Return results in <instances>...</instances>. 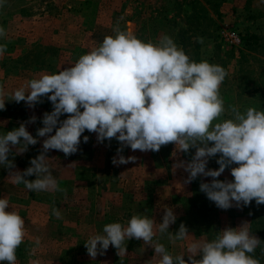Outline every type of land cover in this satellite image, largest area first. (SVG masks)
I'll return each instance as SVG.
<instances>
[{"label": "clouds", "instance_id": "obj_1", "mask_svg": "<svg viewBox=\"0 0 264 264\" xmlns=\"http://www.w3.org/2000/svg\"><path fill=\"white\" fill-rule=\"evenodd\" d=\"M5 2L0 0V7ZM113 32L114 36H106L98 47L58 73H42L11 93L0 87V110H5L6 101L35 108L46 98L52 105V111L43 114V126L37 128L35 137L27 129L36 123L35 115L0 135V166L8 170L7 179L30 192L65 191L52 175L47 153H77L87 130L96 134L99 143L119 142L112 158L116 166L136 160L122 155L126 147L158 152L171 143L181 153L195 149L190 160L174 164L188 174L184 184L211 177L210 182L201 180L199 190L222 210L249 206L253 200L264 204V110L249 107L242 113L237 106H229L231 118L219 120L226 111L220 95L227 76L222 66L192 60L168 35L153 43L122 31L118 24ZM5 36L0 26V38ZM195 39L203 43L202 37ZM6 49V44L0 45V56ZM40 138L42 149L30 166L16 169L14 157L26 153ZM88 140L83 136L84 143ZM212 158L219 165L216 169L207 167ZM226 169L233 179H218ZM32 176L34 180L27 179ZM8 209V198H0V264H16V250L26 235L24 219ZM52 214L61 218L55 207ZM176 220L171 207L165 209L158 225L147 216L133 215L127 226L104 225L102 234L90 235L84 246L92 259L104 255L110 246L120 257L127 254L125 241L136 239L154 249V257H160L157 264H260L254 253L264 241L250 232L247 221L226 227L209 241L191 238L183 222L173 234L169 228ZM157 231L167 233L173 244L187 241L185 252L173 257L164 244L154 242ZM35 244H40L39 238Z\"/></svg>", "mask_w": 264, "mask_h": 264}, {"label": "rangeland", "instance_id": "obj_2", "mask_svg": "<svg viewBox=\"0 0 264 264\" xmlns=\"http://www.w3.org/2000/svg\"><path fill=\"white\" fill-rule=\"evenodd\" d=\"M28 1L6 0L4 6L0 7V26L6 31V36L0 38V45H7L6 51L0 56V87L6 93L13 92L30 79L38 78L42 72H52L48 69L58 73L60 68L74 65L79 57L72 56V48L82 47L76 44L80 37L73 33L71 36H74L69 37V40L75 42L74 45L57 43L61 50H65L60 52L55 47L46 51L43 45L33 42L43 33V25L31 22L19 24L16 20L7 22L10 10L16 6L19 9ZM110 1L117 0H99V4L105 5ZM140 1L146 6L156 0ZM62 2L65 3V0ZM167 4L171 9L170 15L159 17L153 22L138 16L133 19L129 30L145 42L168 35L192 60L222 66L227 76L220 85V95L226 111L219 120L231 118L229 106H237L242 113L249 107L264 110V0H168ZM96 16L98 14L93 13L90 19ZM175 17L178 18L177 22ZM66 22L71 25L67 30L69 35L76 22ZM142 24L151 28L146 35L147 40L143 39V29L136 30V25ZM98 33H102L101 29ZM232 34L239 38V43L232 42ZM197 37H202L203 43L197 42ZM66 46L69 48L66 49ZM25 71H32L33 75L25 74ZM5 104V110H0V135L19 127L21 122L35 115L38 118L36 123L27 125L28 131L35 137L37 128L43 126V114L52 111V105L46 98L43 103H39L43 110L37 106L29 108L24 102L6 101ZM47 105L49 107H44ZM83 136L89 137L87 143L83 142ZM42 140L40 138L39 143L30 145L23 155L14 157L16 169L23 171L30 166V160L42 149ZM118 147L120 144L117 140L99 143L96 134L86 130L81 136L77 153L65 156L61 151H49L47 155L52 175L65 191L30 192L23 184H12L7 179L8 170L0 166V198L7 197L10 204L8 210L17 211L25 221L26 235L16 250V264H34L35 261H39V264H157L160 257H154V249L142 240H126L125 255L119 257L116 249L110 246L104 255H97L95 259L87 254L84 243L90 235L102 234L103 226L108 223L119 222L127 226L133 215L153 219L155 214L153 220L158 225L162 217H157L159 211L164 212L165 209L162 205L155 206L152 199L161 195L162 201L163 194L169 192L172 195L173 191L177 199L183 200L185 195L190 196L178 204H183L191 213L190 223L186 226L192 234L191 238L200 237L211 241L226 227L235 228L247 221L250 232L262 240L264 204L257 205L253 200L249 206L222 210L199 190L201 180L210 182L211 177H198L190 184L183 183L188 174L183 169H175L174 164L179 160H190L195 149L185 154L171 143L162 146L158 152L132 151L126 147L122 155L125 158L135 156L136 160L116 166L112 158L116 156ZM12 155L9 159H13ZM94 163L98 164L99 169L94 167ZM159 166L163 170L168 169L174 175V180L166 176L157 177V180L154 171ZM207 167L218 168L216 158L210 159ZM27 179L34 180L35 176ZM218 179L232 180L230 169H226ZM156 182L160 187L156 186ZM54 207L60 211L61 218L52 214ZM178 229L179 226L176 231ZM36 238L40 240L39 245L35 244ZM156 241L164 244L175 256L184 253L187 244V241L173 244L167 233L158 231L154 237ZM258 248L254 258L264 264V246Z\"/></svg>", "mask_w": 264, "mask_h": 264}, {"label": "crops", "instance_id": "obj_3", "mask_svg": "<svg viewBox=\"0 0 264 264\" xmlns=\"http://www.w3.org/2000/svg\"><path fill=\"white\" fill-rule=\"evenodd\" d=\"M150 3H152V5L147 4L146 6H144V4H142L140 0H117L114 2L113 1L107 2L105 5H100L99 0H65V3H63L62 0H29L19 9H17L16 6L14 10L13 9L10 10V13L8 14L9 17L7 19V22L8 20L9 21L16 20L17 21L16 23L19 24L21 22L24 23L31 22L37 25L39 24V26L43 25L44 27L43 33H41L39 37L33 40V42L37 44L39 43L43 45L45 49H49V50L58 47L57 43L74 45L75 42L73 41L70 42L69 39L73 37L74 35L73 36L71 35L75 33V35L80 37V40L76 42V44L82 47L72 48L74 49L72 50V56L78 55V57H80L84 55V53L86 54L87 52H89L91 49L98 47L103 42L106 36H114L115 33L113 32V28L117 24L119 25V28L122 31H130L129 29L133 23V19L138 18V16H140L142 20H149L153 22V20L155 19L158 20L159 17H165L170 15L171 12L169 11L171 9L168 8L169 7V4H167L168 0H156V1H150ZM165 10H167L169 13H166ZM93 13L94 14L97 13L98 16H100V21H98L99 19L98 16L93 18V20L90 19L91 18L90 16ZM125 16L127 18H125ZM106 17H108L107 21H106ZM70 20L75 21L76 25L74 24V30L70 32L69 34L70 36H69L67 34L68 32L67 30L71 27V25L66 21H70ZM174 20L177 22L178 18L175 17ZM182 27H185V25ZM136 28H137L136 30L143 29V34H142V36L144 35L143 39L147 40L146 35L149 34L151 28L146 24L136 25ZM99 29H101L102 33H98ZM42 39L44 40L41 41ZM155 40L158 41V38L152 40V42H155ZM68 48L69 47L66 46V49ZM58 49L60 52L62 50L63 51L65 50V49L61 50L60 47H58ZM21 68L23 70H26L24 66H22ZM48 70L52 72H42V73H48V74L55 73L54 70L51 69ZM61 70L63 69L60 68L59 71ZM32 73H33L32 71H25V74L33 75ZM36 106L38 107L39 110H43L41 108L42 105L37 104ZM44 107H49V105ZM97 165H98L97 163H94V167H97ZM97 169H99V167H97ZM162 176L171 177V179L174 180V175H172L168 171V169L163 170V168H160L159 166L154 171V177L158 180V178ZM158 182H156V186L160 187ZM172 183H174V181ZM172 193L175 194L176 192L173 191ZM174 194L171 195L169 194V192L163 194L162 201H161V195L158 197L155 196V198L152 199L153 200L152 202L155 206L158 205V207H161L162 205L163 209H166L168 207L174 209L177 215V220L175 224L171 225V228L169 229L171 232L176 231L180 223L183 222L185 226H187V223L188 222L190 223L191 220V213L184 208L183 204H178V202L183 201L185 198L190 196L185 195V198L181 200L175 198ZM94 202L98 203L97 200H95ZM175 204L178 205L175 206ZM125 208L129 209V207H125ZM163 213L164 212L159 211L157 217H159L160 215L162 216ZM154 218H155V214L153 216V219ZM195 239L202 240L200 237H196ZM178 242L179 241H177L175 244H178ZM181 244L183 245V242H181ZM184 252H185V248H184ZM172 255L173 257H175V254ZM185 259L187 260V256H185Z\"/></svg>", "mask_w": 264, "mask_h": 264}, {"label": "built area", "instance_id": "obj_4", "mask_svg": "<svg viewBox=\"0 0 264 264\" xmlns=\"http://www.w3.org/2000/svg\"><path fill=\"white\" fill-rule=\"evenodd\" d=\"M230 39L232 40L233 43L240 42L239 38L235 34H232V36H230Z\"/></svg>", "mask_w": 264, "mask_h": 264}, {"label": "trees", "instance_id": "obj_5", "mask_svg": "<svg viewBox=\"0 0 264 264\" xmlns=\"http://www.w3.org/2000/svg\"><path fill=\"white\" fill-rule=\"evenodd\" d=\"M48 50H49V49H46V51H48ZM262 241H264V232H262ZM260 246H261V245H260ZM260 246H259V248H262L264 245L262 244V246H261V247H260ZM259 248H258V249H259Z\"/></svg>", "mask_w": 264, "mask_h": 264}]
</instances>
